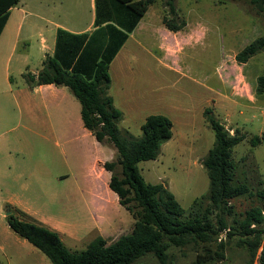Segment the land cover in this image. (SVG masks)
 I'll return each mask as SVG.
<instances>
[{"label":"rangeland","instance_id":"1","mask_svg":"<svg viewBox=\"0 0 264 264\" xmlns=\"http://www.w3.org/2000/svg\"><path fill=\"white\" fill-rule=\"evenodd\" d=\"M32 1H36L34 5L45 3V0ZM164 2L155 0L149 10L152 8L155 16L166 14ZM175 7L185 26L173 39L163 41L162 47L153 49L150 45L163 39L168 31L157 26L156 17L150 16L151 11L148 17L153 24L148 31H152L153 40L148 36L146 43L151 53L159 55L162 63H166L162 66L167 70L171 66L176 73L163 69L159 74L157 64L149 55L140 56L139 68L133 66L136 76L125 63L112 88L121 97L125 92L123 89L136 79L135 91L144 95L145 105L140 118L130 121L124 117L118 122V128L124 136L127 132L137 138L141 134L142 114H160L170 119L172 137L161 145L155 160L140 162L138 168L146 183L163 184L186 214L194 200L205 195L208 189L201 160L212 146L214 136L205 121L204 110L210 109L231 135H243L244 139L232 148L231 160L235 165V183H245L252 196L230 201L232 214L227 216L230 224L233 219H240L244 211L259 206L256 192L264 190V144L255 147L249 144L252 136L264 131V94L256 97L254 93L256 78L264 75V51L249 59L245 67L234 60L237 52L263 34L264 11H258L247 0H175ZM39 12L45 14V8H40ZM88 12L85 6L84 15ZM38 41L35 36L34 53ZM158 98L162 99L160 105L156 102ZM250 98L254 102L258 100L257 103H250ZM7 108H10L11 119L0 123V264H51L40 251L7 226L5 215L8 211L18 219L30 220L6 202L11 195H17L24 207L33 211L36 217H42L40 220L45 222V227L56 231L63 244L72 251L85 249L99 236L109 244L119 236L129 234L134 220L117 199L99 203L87 202L83 197L76 200L78 197L70 192L67 182H79V172L69 181L56 178L68 172L67 166L76 171L73 166L82 156L71 137L66 134L60 146L48 145L39 135L24 130V126H31L19 118L15 107L11 109L8 104ZM33 127L37 129L35 125ZM22 135H26L23 142ZM8 139L11 143L21 142L8 145L9 157L1 145ZM104 145L113 149L110 160L115 162V149L111 144ZM42 167H45V173ZM22 184L27 185L26 192L22 191ZM77 188L84 192L83 186ZM237 240V236L229 241L219 236L210 245V250H217L218 242H226L223 259L204 262L200 261L204 254L200 245H169L165 264H250L247 249L239 246ZM257 255L251 264H257ZM134 264L160 263L149 254Z\"/></svg>","mask_w":264,"mask_h":264},{"label":"trees","instance_id":"2","mask_svg":"<svg viewBox=\"0 0 264 264\" xmlns=\"http://www.w3.org/2000/svg\"><path fill=\"white\" fill-rule=\"evenodd\" d=\"M137 17L143 16L155 0H116ZM258 11H264V0H247ZM18 0H0V33L8 17L9 8ZM166 14L161 22L170 32L176 33L185 26L180 19L175 0H165ZM264 51V32L244 46L234 56L237 64H245L256 54ZM111 53H105L94 66L93 77L85 79L79 73H69L61 68L53 57L46 56L41 70L36 74H23L29 88L52 84L66 87L80 104V118L83 128L89 131L100 144H111L116 152V161H107L102 167L110 174L108 188L134 220L129 234L121 235L107 244L102 237H96L80 251L68 249L59 234L34 222L18 219L8 211L6 224L18 237L40 251L51 264H134L138 259L152 255L165 264L169 245L183 247L200 245L204 251L201 262L223 259L226 242L210 245L219 236L225 241L237 236V244L247 249L250 264L257 255V264H264V190L256 196L260 205L244 211L240 219L230 224L227 216L232 214L230 201L242 196H252L245 183H235V165L231 160L232 148L244 139L243 135H231L205 109L203 115L214 141L201 165L206 171L208 189L205 195L195 199L190 211L175 200L163 184L146 183L140 174L138 164L155 160L163 143L172 137V122L164 115L154 114L145 118L140 126V136L134 138L118 128L121 112L113 106L107 94L110 84L108 65ZM256 95L264 94V75L256 78ZM264 144V131L249 139L251 147ZM199 261V260H198Z\"/></svg>","mask_w":264,"mask_h":264},{"label":"crops","instance_id":"3","mask_svg":"<svg viewBox=\"0 0 264 264\" xmlns=\"http://www.w3.org/2000/svg\"><path fill=\"white\" fill-rule=\"evenodd\" d=\"M33 2L36 1L18 0L10 7L0 33V123L11 119L10 108H7L9 104L11 109H17L19 118L31 126H24V130L31 135H39L46 144L60 146V141L63 142L65 135H69L81 150L82 156L77 165L73 166L76 171L67 166L68 172L55 177L69 181L70 177H74L73 174L79 172V182H67L70 192L78 197L76 200L83 197L87 202L99 203L117 199L108 188L110 174L102 167L103 163L111 161L113 149L98 143L93 135L83 128L77 99L63 86L46 84L29 88L22 76L26 73L36 75L42 68L43 60L48 56L55 58L65 71L79 73L90 80L98 60L105 53H111L107 94L113 106L121 112V121L124 117L134 121L135 118H140L144 110L145 97L135 91L136 79L123 89L125 92L119 97V93L113 89L115 78L125 63L128 70H132L133 66L139 68L141 55H149L153 59L159 74H162L163 69L176 73L175 68L171 66L168 70L164 68L162 65L166 63H162V58L147 48L146 38H153L152 31H148L149 26L153 24L151 18L156 17L157 26L167 30L161 22L162 15L155 16L153 9L149 10L155 2L141 17H137L116 0H45V3L39 2L36 5ZM85 6L89 10L87 15H84ZM40 8H45V14L39 12ZM150 12L151 18L148 17ZM177 33L165 32L163 39L150 46L153 49L160 48L163 41L173 39ZM35 36L39 38L36 53L32 51ZM245 65L246 63L241 64V67ZM136 73L134 72L135 76ZM255 87L256 85L254 90ZM255 96L258 97L256 94ZM161 101L160 98L156 100L159 105ZM249 101L256 104L258 100L254 102L253 98H250ZM146 117L142 114L140 123H143ZM21 137L22 142L26 140V135ZM20 143L17 140L11 143L8 139L1 145L9 157L11 153L8 145ZM63 165L66 166V162H63ZM42 170L45 173V167H42ZM79 185L84 187V192L77 188ZM26 187V184H22V191L26 192ZM5 200L27 216L30 219L28 221L45 227V222L40 220L42 217H36L33 211L24 207L17 195H11Z\"/></svg>","mask_w":264,"mask_h":264},{"label":"water","instance_id":"4","mask_svg":"<svg viewBox=\"0 0 264 264\" xmlns=\"http://www.w3.org/2000/svg\"><path fill=\"white\" fill-rule=\"evenodd\" d=\"M7 214H8V213H7ZM7 214H6V215H7ZM6 215H5V216H6Z\"/></svg>","mask_w":264,"mask_h":264}]
</instances>
